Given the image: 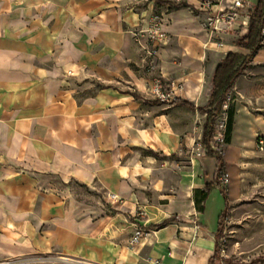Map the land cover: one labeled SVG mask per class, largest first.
I'll return each mask as SVG.
<instances>
[{
	"label": "crops",
	"instance_id": "0c3cea01",
	"mask_svg": "<svg viewBox=\"0 0 264 264\" xmlns=\"http://www.w3.org/2000/svg\"><path fill=\"white\" fill-rule=\"evenodd\" d=\"M183 1L187 7L171 9L156 0H0V261L213 264L226 200L215 187L200 212L194 192L214 182L218 159L208 154L203 162L212 181L198 160L193 174L174 171L176 195L165 181L172 155L196 141L189 134L200 112L178 102L205 108L220 62L251 51L207 46L195 9L203 0ZM155 16L171 41L150 74L134 31ZM249 21L241 19L242 36ZM159 70L166 82L184 84L174 104L148 93ZM231 95L235 115L254 98L264 107V40ZM236 116L239 133L228 144L235 154L227 162L237 184L248 122ZM97 188L105 202L81 198ZM112 194L122 202H112ZM139 209L147 217H138ZM138 226L149 235L134 246Z\"/></svg>",
	"mask_w": 264,
	"mask_h": 264
},
{
	"label": "rangeland",
	"instance_id": "374dc122",
	"mask_svg": "<svg viewBox=\"0 0 264 264\" xmlns=\"http://www.w3.org/2000/svg\"><path fill=\"white\" fill-rule=\"evenodd\" d=\"M214 1L217 3L223 0ZM180 2L184 1L181 0ZM174 4L178 3L174 2ZM241 37H243L242 32L236 31L226 37V44H236ZM236 115V117L242 116L248 122L245 134L240 138L242 148L245 149V156L236 161L238 168L237 184L235 172L232 169L230 174L227 162V159L234 157L235 151L228 152L229 146H227L226 152L222 156L225 161V172L223 175L229 179V184L226 188L230 197V207L223 237L219 241V257L221 260L217 264H227L225 262L227 259L232 260L233 264H251L255 259L264 257V151H260L257 147L258 138L261 136L264 137V107L259 103V99L254 98V101L247 102V108L244 109L243 113L237 112ZM205 121V114H196L194 127L190 130V138L202 141V129ZM239 128L237 124L236 128L233 126L231 140L235 135L237 138ZM241 129L244 130L243 127ZM193 147L191 146L189 149L184 145L181 150L171 157L173 164L169 167H172L174 170L172 174H169L165 178V181L166 185L169 186L168 190L174 195L177 194V186L180 180L178 174H181V172L193 174L195 170L194 160L200 162L199 168L201 172L204 171L206 173L209 181L213 180L212 174L209 172V167L203 163L208 155V150L204 148V155L197 157L196 153H193ZM144 155L152 154L150 151H146ZM156 158L158 161L162 159L159 154H156ZM216 158L217 156L215 155ZM235 184L236 193L234 197L233 187ZM80 196L82 199L89 201L95 200L103 202H105L106 197L99 188L94 189L92 192L83 190ZM43 259L44 257L41 256V258H34L32 261L25 262L24 264H36L40 260L43 261ZM41 261L39 263H43Z\"/></svg>",
	"mask_w": 264,
	"mask_h": 264
},
{
	"label": "built area",
	"instance_id": "2783aa9c",
	"mask_svg": "<svg viewBox=\"0 0 264 264\" xmlns=\"http://www.w3.org/2000/svg\"><path fill=\"white\" fill-rule=\"evenodd\" d=\"M196 9L203 14L202 27L209 34V43L207 46H214L217 49H223L226 44V37L236 31H243L247 27V23L241 22L243 17L249 18L251 12L255 9L249 0H223L215 2L214 0H203ZM264 35V25H263ZM134 36L138 44H140L145 57L147 72L155 74L160 68L158 65V57L162 47L167 46L171 41V35L166 31L164 20L155 16L152 19L150 27L139 31H134ZM155 75L148 87L149 95L157 102L163 104H174L180 97L184 89V84L176 81L166 82L162 70ZM235 99L230 94L224 102L221 111L217 115L215 124V136L213 138L211 148L219 155L223 156L226 152L227 129L229 121V111ZM257 147L260 151H264V137L258 138ZM193 153L197 157H202L205 148L201 140H196L193 147ZM220 183L223 187L229 184L227 176L220 177ZM114 203L122 202V198L116 194L111 195ZM138 217H147L145 210L139 209ZM227 221V220H226ZM149 235L145 227L138 226L131 239V245H138ZM25 262L18 260H2L0 264H24ZM158 263V262H157Z\"/></svg>",
	"mask_w": 264,
	"mask_h": 264
},
{
	"label": "trees",
	"instance_id": "16d2710c",
	"mask_svg": "<svg viewBox=\"0 0 264 264\" xmlns=\"http://www.w3.org/2000/svg\"><path fill=\"white\" fill-rule=\"evenodd\" d=\"M156 3L160 6L166 5L171 9H178L187 7L188 5L184 2L180 4H174L170 0H156ZM263 25H264V0H259V3L255 9L251 12L249 21V33L246 36L241 37L236 46L241 49L251 51V55L243 57L242 55L235 53H228L225 58L218 65L215 74L213 76L212 92L208 105L205 108L196 107L193 103L186 100H179L178 104L189 107L193 111H198L201 114L206 115V121L203 126L202 132V144L208 150L210 156H217L218 167L216 170L215 180L213 183H207L205 190H195L194 201L198 211L202 212L201 204L205 203L211 191L217 187L220 189L222 195L226 200V210L222 213L219 222L218 229V240L222 239L225 228V222L228 218L229 194L226 187H223L220 183V177L225 172V162L221 155L217 154L212 148L211 144L215 136V124L218 113L221 111L224 102L227 97L232 93L237 79L242 75L244 70L249 66L251 60L263 48ZM235 111L233 105H231L229 111V121L227 129V143L231 142V133L233 129V120ZM153 153V152H151ZM169 222H165L161 225L154 226L155 229L165 227ZM220 248L218 246L217 253L213 258V264H217L220 259ZM227 264H233L232 260H225ZM251 264H264V257L255 259Z\"/></svg>",
	"mask_w": 264,
	"mask_h": 264
}]
</instances>
